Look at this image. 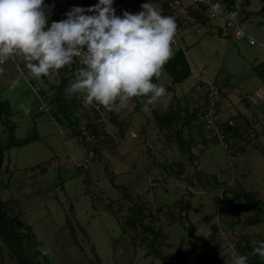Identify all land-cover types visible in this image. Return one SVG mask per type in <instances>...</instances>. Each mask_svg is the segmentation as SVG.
Instances as JSON below:
<instances>
[{"label": "rangeland", "instance_id": "374dc122", "mask_svg": "<svg viewBox=\"0 0 264 264\" xmlns=\"http://www.w3.org/2000/svg\"><path fill=\"white\" fill-rule=\"evenodd\" d=\"M161 1L144 3L161 12ZM245 1L248 4L243 6ZM54 3L64 20L73 7L86 9L98 0ZM234 3L243 4L248 13L236 16L241 27L263 45H249L246 39L236 40L224 32L222 35L218 26L224 27V20L208 16L197 21L183 3L174 14L182 29L179 43L172 48L173 52L184 50L191 68L189 77L172 84L162 69L160 76L153 78V83L163 85L171 97L167 107L166 97L150 105L146 97H140L141 104H146L139 110L134 98L117 101L115 118L119 125L110 122L112 135L96 147V156L87 162V168L80 165L88 146L75 129L52 116L57 109L54 104L38 109L39 92L52 95L59 70L68 74L71 67L37 79L19 54L0 65V99L8 102L11 111L9 123L0 119V143L7 141L9 124L16 138L37 136L4 151L0 200L3 209L19 217L21 229L27 227L34 234L40 249L37 264H94L97 258L101 264H181L178 254L188 264H231L230 246L240 250L237 241L247 243L250 253L264 242V213L259 214L258 223L249 224L247 219L255 211L245 202L237 212L233 208L234 192L241 189L264 201V81L254 69L264 62V0ZM142 4L130 6L121 1L117 6L113 0L112 7L121 16L124 11L139 13ZM243 16L247 18L240 20ZM52 22L48 18V26ZM196 72L201 76L196 77ZM203 80L213 81L220 89L219 117L234 122L231 140L238 146L237 154L224 150L211 138L194 112L204 103ZM21 105L31 111L25 113ZM174 106L193 114V119L184 127L179 121L174 129L161 130L155 116ZM177 127H182L184 138L190 142V152L174 141ZM224 189L226 196H221ZM131 198L144 205L142 225L160 231L155 249L148 248L153 238L150 233L141 225L126 223L134 210ZM179 201L185 210L181 211ZM67 221L74 228L73 235ZM189 223L193 224V237L186 228ZM214 223L217 233L212 235ZM24 244L34 253L32 243ZM259 259L264 262V258ZM0 264H16L1 238Z\"/></svg>", "mask_w": 264, "mask_h": 264}, {"label": "clouds", "instance_id": "9594fccd", "mask_svg": "<svg viewBox=\"0 0 264 264\" xmlns=\"http://www.w3.org/2000/svg\"><path fill=\"white\" fill-rule=\"evenodd\" d=\"M209 3L214 15H224L220 3ZM112 5L113 0H98L86 9L73 7L66 19L48 26L44 0H0V65L19 54L31 75L39 79L78 62L75 78L66 88L67 98L81 95L85 107L95 103L111 111L117 101L146 97L150 105L166 97L167 107L171 97L153 78L160 76L173 55L175 18L163 16L148 2L139 13L124 11L121 16ZM237 15L228 12L225 19ZM21 108L31 111L25 105ZM252 254L264 258V242ZM247 260L236 251L231 254V264H247Z\"/></svg>", "mask_w": 264, "mask_h": 264}, {"label": "trees", "instance_id": "16d2710c", "mask_svg": "<svg viewBox=\"0 0 264 264\" xmlns=\"http://www.w3.org/2000/svg\"><path fill=\"white\" fill-rule=\"evenodd\" d=\"M121 1H126L128 5L132 6L133 4L134 5L142 4L148 0H115L116 5L120 6ZM153 1H158V0H153ZM224 1L232 7L233 11L238 12L239 16L241 14L244 15V13L246 12L245 9L241 7L243 4L242 5L240 4V6L239 5L236 6L234 0H224ZM54 2L55 0H44L45 14L52 21L55 22L61 21L62 18L58 13V6L55 5ZM246 4H248V1H245V4L243 6H245ZM161 6H162L161 14L163 16H166L167 12H166L165 0L161 1ZM186 9H188V12L191 15H193L195 17V20L197 21H204L209 16L208 9L206 7H200V6L194 7L190 5ZM120 10L121 9L119 8L118 12H120ZM205 14L207 15V17L205 16ZM246 14L248 13L246 12ZM245 18L247 17L243 16L242 18H240V20H244ZM175 21L177 24H180L177 18L175 19ZM218 27L222 35L223 32L225 33V35H228L225 31V25L224 27L222 26H218ZM73 68H74V64L72 65L69 71L71 72ZM163 69L170 76L172 84H177L187 79L191 73V68L186 58L184 50L181 48L176 49L173 52L172 57L163 66ZM254 69L258 77L264 81V62L254 66ZM58 73L60 75L59 82L55 86H53L54 91L52 95L50 94L49 96L44 90L41 91V93L47 94L50 99V104H54L55 107L57 108L56 111H52V116L60 123L67 124L73 129H75V131L80 137V130L82 126L80 114L84 115L85 111L84 109H82L80 113L79 112L73 113L72 110L76 106L73 102H70V99L67 98L66 95V88L69 86V82H70L69 73L64 74V72H62L61 70H59ZM167 88L169 89L170 87L167 86ZM134 100H136L135 103L136 110H139L146 104V103L141 104L140 97H135ZM113 110L107 111V116L110 122L117 123L116 122L117 119L115 118L116 114L113 113ZM197 111H198L197 108L194 109L195 114H197ZM10 116H11V111L8 102L2 101L0 99V119H2L3 117L8 120ZM193 117L194 115L190 114L187 110L185 111L179 106H174L168 109L167 111L158 113V115L155 116V119L161 130H168L172 128L174 129L175 125H177L179 121H182L181 122L182 127L188 125L190 120L193 119ZM85 124L86 126L88 124L91 125V123H89L88 121ZM182 127H177V129H175V133H174L175 135L173 136V139L179 147L181 148L186 147L187 151L190 152L189 150L190 142L184 138ZM13 131H14L13 126L9 124L7 141L5 144L0 143V163L2 161L3 153L5 150L10 149L12 147L22 146L37 138L36 135H30L23 138H16L13 134ZM229 131H230V139H231V136L234 135L233 133H235L234 125L231 128H229ZM101 142L102 140L97 141V143H95L96 144L95 146L98 148ZM96 147H94V150L97 152ZM237 147L235 146V143L233 144L231 140V146L227 150H231L234 155V153L237 154L236 153ZM221 196H226L225 189L223 190ZM131 200L133 199L131 198ZM233 200L235 201V204L233 206V208L236 209L235 212H237V209H240L242 207L243 202L248 204L249 206L248 208L250 210L255 211V214L253 216H249V218L247 219V223L256 224L259 222V217H258L259 214L264 213V201H262L260 197L256 196L251 191L241 189L240 191L234 192ZM3 205H4L3 202L0 200V238L2 242L6 246H8L9 249L11 250L13 256L15 257L16 264H37L35 262V259L40 249H39V244L36 242L34 234L27 227H23V229H21V225L19 223V217L16 214H13L7 211L6 209H3ZM178 205L180 206L181 211L185 210L186 206L181 201L178 202ZM131 207L134 208L133 214H131L128 217L126 223L129 224L131 227H134L136 224L141 225L145 231L150 233L153 238L150 240L148 244V248L149 250H151L152 248L155 249L154 248L155 239L158 236V234H160V231L155 230L153 227L142 225L145 220V216L143 213L144 205L142 203H140L138 200L135 201L133 200ZM222 210L223 208H221V211ZM184 216H187V214H185ZM67 224L70 227V231L72 232L73 235L74 228H72L69 221H67ZM186 228L189 232V235L193 237V224L189 223ZM216 233H217V224L214 223L211 225V234L215 235ZM24 241L33 244L35 249L34 253H30L28 251V248L24 244ZM195 244L197 248H201V245L199 243L195 242ZM236 244L240 249L239 252L241 251L244 255L249 257L250 264H264V262H262L259 259V255H253L252 253L249 252L250 248L247 243L240 245V242L237 241ZM203 252L204 251H202L201 254ZM177 256L181 264H188L187 260L183 255L178 254ZM94 264H101L100 260L97 258L94 261Z\"/></svg>", "mask_w": 264, "mask_h": 264}, {"label": "built area", "instance_id": "2783aa9c", "mask_svg": "<svg viewBox=\"0 0 264 264\" xmlns=\"http://www.w3.org/2000/svg\"><path fill=\"white\" fill-rule=\"evenodd\" d=\"M166 2V16H172L175 12L186 2L185 7L188 6H200L206 7L208 9L209 18L216 19L220 18L225 22V31L228 35L232 36L234 39H246L249 45L251 44H260L263 45L262 42L257 41L253 36L249 35L242 27L236 17L233 20L225 19V16L228 12H232V7L226 3L224 0H211V3H220L224 7V15H214L210 10V3L209 0H165ZM175 18V17H174ZM176 19V18H175ZM177 24V23H176ZM181 25L177 24V35L175 38L176 45L179 43L178 35L181 32ZM243 32V35H239L240 32ZM79 65H75L72 71L69 73L70 81L75 78V70ZM195 76H201L199 72L195 73ZM205 85L206 93L204 95V103L197 108V112L199 117L202 121V126L204 130L210 135L211 138L217 140L224 150L229 149L231 146V139H230V131L234 125V122L230 118H221L219 117V98L220 89L219 87L213 82L209 80L202 81ZM39 104L38 109L44 110L47 109L50 105L49 96L45 93L39 94ZM70 102L75 104V108L78 110L84 109V115L80 114L81 120L85 123L88 121L91 125H87L82 123L84 127L81 126L80 130V139L85 143L87 148V155L84 161L81 163L80 166L87 168V162L93 159L96 156V151L94 147H96L95 143L99 140H103V138L112 135V130L110 128V121L107 116V111L102 107L95 103L85 107L84 101L81 95H73L70 98ZM79 111V113H80ZM236 251L238 254L242 255L238 249L234 246H230V252ZM247 264L250 262L247 260Z\"/></svg>", "mask_w": 264, "mask_h": 264}, {"label": "crops", "instance_id": "0c3cea01", "mask_svg": "<svg viewBox=\"0 0 264 264\" xmlns=\"http://www.w3.org/2000/svg\"><path fill=\"white\" fill-rule=\"evenodd\" d=\"M173 17H175L174 15H173ZM176 18V17H175ZM180 22V21H179ZM257 41H259V40H257ZM50 88V87H49ZM42 90V89H41ZM117 105L118 104H116V106H115V108H114V110H113V113L115 114L116 112H115V109L117 108ZM123 136H124V133H123Z\"/></svg>", "mask_w": 264, "mask_h": 264}]
</instances>
